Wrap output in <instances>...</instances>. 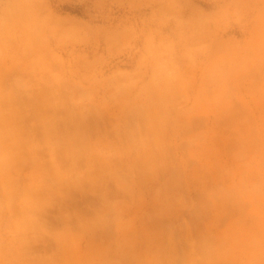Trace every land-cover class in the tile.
Listing matches in <instances>:
<instances>
[{"label": "clouds", "instance_id": "obj_1", "mask_svg": "<svg viewBox=\"0 0 264 264\" xmlns=\"http://www.w3.org/2000/svg\"><path fill=\"white\" fill-rule=\"evenodd\" d=\"M0 264H264V0H0Z\"/></svg>", "mask_w": 264, "mask_h": 264}, {"label": "crops", "instance_id": "obj_2", "mask_svg": "<svg viewBox=\"0 0 264 264\" xmlns=\"http://www.w3.org/2000/svg\"><path fill=\"white\" fill-rule=\"evenodd\" d=\"M221 149H224V145L223 143L221 144ZM73 206L78 207L81 211H87L90 204H91V199L88 197H76L73 200ZM149 215H150V210H149ZM168 221L166 220H155V219H148L146 222V227L151 229V230H158L161 227H163V225L165 223H167ZM106 238L101 236L97 238V241H103Z\"/></svg>", "mask_w": 264, "mask_h": 264}, {"label": "rangeland", "instance_id": "obj_3", "mask_svg": "<svg viewBox=\"0 0 264 264\" xmlns=\"http://www.w3.org/2000/svg\"><path fill=\"white\" fill-rule=\"evenodd\" d=\"M65 7L72 14H81L82 13V9H80L78 7H75L72 5H66Z\"/></svg>", "mask_w": 264, "mask_h": 264}]
</instances>
